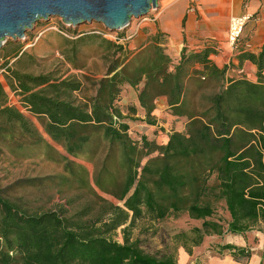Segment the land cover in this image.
<instances>
[{"label":"trees","instance_id":"16d2710c","mask_svg":"<svg viewBox=\"0 0 264 264\" xmlns=\"http://www.w3.org/2000/svg\"><path fill=\"white\" fill-rule=\"evenodd\" d=\"M64 27V64L84 71L89 60L99 59L106 71L102 78L36 76L21 70L28 58L21 44L8 49L13 64L6 62L4 78L20 108L10 104L0 82V165L43 156L63 165L64 174L7 186L0 178V264H178L171 255L146 254L132 240L139 221L185 216L197 223L192 237H177L190 255L189 243L200 247L207 237H244L264 225V47L239 56L256 66V83H226L227 68L211 60V47L183 48L175 60L162 33L131 52L101 34L76 35ZM128 89L137 94L144 123L157 124L156 103L166 99L170 114L185 120L184 132H172L166 145L132 138L128 123L139 121L138 110L120 104ZM72 159L93 164L92 176ZM49 186L60 193L86 191L103 204L101 213L95 217L92 206L75 213L64 207L33 210L26 192ZM119 231L123 243L115 240ZM219 249L233 258L251 257L235 245Z\"/></svg>","mask_w":264,"mask_h":264},{"label":"rangeland","instance_id":"374dc122","mask_svg":"<svg viewBox=\"0 0 264 264\" xmlns=\"http://www.w3.org/2000/svg\"><path fill=\"white\" fill-rule=\"evenodd\" d=\"M171 1L173 0H162L159 3L160 8L158 11H152L146 18L133 20L131 26L125 31L119 33L107 31V39L126 45V43L137 38L141 40L148 38L151 33L156 32L158 22L162 19L163 11ZM63 28L65 27L62 21L59 18H53L48 23L37 24L35 30L26 35L25 42L15 43L12 39L6 41L5 47L0 50V82L5 86L11 105L20 108L17 97L10 91L4 78V66L7 61L11 62V60L6 58L7 51L12 44H21L24 50L28 52V58L24 59L23 66L21 67L23 72L36 76L55 72L57 74L60 73V76L64 78L82 75L80 72L74 71L64 64V59L59 50L63 38H66L59 33L62 32ZM68 29L74 31L76 35L86 32L106 31L103 25L97 23L86 24L77 28L69 27ZM87 63L90 64V67L93 66L96 72L102 73L103 63L101 60L91 59ZM12 64L13 62H11L10 66ZM27 116L34 122L41 134L47 138L39 122L29 115ZM55 147L64 154V151L60 147ZM72 160L87 168L92 176L94 172L93 164L83 159ZM1 169L3 171L0 172V178L3 179L2 184L4 186L21 179L58 178L64 174L63 165L49 162L43 156L20 162L11 160L8 164L0 165ZM26 193L27 201L33 210L40 208L45 211H52L64 207L71 213H75L87 206H92L94 208V216L96 217L101 213L103 206L98 199L86 191L70 190L69 188H65L63 193H60L58 187L49 186L40 192L29 189ZM98 194L108 203H115L112 197L100 192ZM197 225V223L190 221L185 216L179 219L172 218L160 223L145 219L136 224V227L132 231V240L138 242L146 254L155 257L171 255L175 257L178 264H235V262L237 264H249L252 256L241 259L233 258L229 253L221 252L219 248L225 245L239 246L240 244H244L245 240L247 242L245 250L252 255L249 244H253L252 248L258 247V245L262 244V236L264 235V225L260 224L244 237L229 234H225L223 237H207L200 247H193L191 243L188 244V248L192 250L190 255L182 247L184 240L177 239V237L182 234L192 237L191 231ZM115 240L123 243L121 231L118 232ZM182 255L183 257H181Z\"/></svg>","mask_w":264,"mask_h":264},{"label":"crops","instance_id":"0c3cea01","mask_svg":"<svg viewBox=\"0 0 264 264\" xmlns=\"http://www.w3.org/2000/svg\"><path fill=\"white\" fill-rule=\"evenodd\" d=\"M245 14H250L253 19L246 26L237 48L232 49L228 44L230 21L233 17ZM157 27L156 32L151 33L148 38H137L124 46L135 52L146 45L151 36L162 33L167 37L168 54L173 59L179 60L183 48L202 51L211 47L216 50L211 60L219 69L227 68L226 83L239 79L257 82L256 66L248 61L241 63L239 56L245 52L257 54L264 47V0H173L163 11ZM102 63V73L96 72L89 63L84 71L77 72L102 78L106 71V65L103 61ZM128 92L120 104L124 107L131 105L138 110L135 118L139 121L128 123L132 138L147 137L158 145H166L172 132H184L185 120L170 114L166 99L157 101L154 112L157 124L150 126L143 122L145 113L139 105L136 92L133 89H128ZM246 243L244 240V244L238 247L246 248ZM252 246L253 244H249L252 253L249 264H264V235L261 245L254 248Z\"/></svg>","mask_w":264,"mask_h":264},{"label":"water","instance_id":"95a60500","mask_svg":"<svg viewBox=\"0 0 264 264\" xmlns=\"http://www.w3.org/2000/svg\"><path fill=\"white\" fill-rule=\"evenodd\" d=\"M162 0H0V50L8 39L25 42L39 23L59 18L66 27L93 23L111 33L127 30L133 20L158 11Z\"/></svg>","mask_w":264,"mask_h":264},{"label":"built area","instance_id":"2783aa9c","mask_svg":"<svg viewBox=\"0 0 264 264\" xmlns=\"http://www.w3.org/2000/svg\"><path fill=\"white\" fill-rule=\"evenodd\" d=\"M253 17L250 14H245L241 17H233L229 24L228 31V44L232 49H236L241 42L242 36L246 29V26L252 21ZM107 31L105 32H95L97 34L103 35L107 38ZM65 37H68L64 32H59Z\"/></svg>","mask_w":264,"mask_h":264}]
</instances>
